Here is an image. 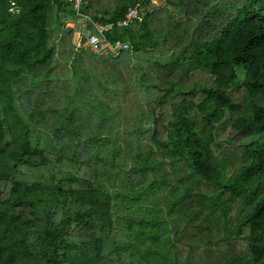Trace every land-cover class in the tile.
I'll use <instances>...</instances> for the list:
<instances>
[{
	"label": "trees",
	"instance_id": "16d2710c",
	"mask_svg": "<svg viewBox=\"0 0 264 264\" xmlns=\"http://www.w3.org/2000/svg\"><path fill=\"white\" fill-rule=\"evenodd\" d=\"M158 1L0 0V264H264V0Z\"/></svg>",
	"mask_w": 264,
	"mask_h": 264
},
{
	"label": "built area",
	"instance_id": "2783aa9c",
	"mask_svg": "<svg viewBox=\"0 0 264 264\" xmlns=\"http://www.w3.org/2000/svg\"><path fill=\"white\" fill-rule=\"evenodd\" d=\"M92 0H68V3L77 12L75 18L70 23L73 27L74 46L78 51L90 49L99 55L113 54L118 57L121 53L130 50L129 41L118 39L113 42L109 39L110 35L117 29H125L141 20V5L131 7L126 17L118 23L104 24L93 21L90 17L82 13L83 7L88 6Z\"/></svg>",
	"mask_w": 264,
	"mask_h": 264
},
{
	"label": "rangeland",
	"instance_id": "374dc122",
	"mask_svg": "<svg viewBox=\"0 0 264 264\" xmlns=\"http://www.w3.org/2000/svg\"><path fill=\"white\" fill-rule=\"evenodd\" d=\"M155 2L157 3H159L158 5H163L164 4V2H159L158 0H155ZM72 20V19H71ZM70 23H71V21L69 20L68 22H67V24H65V26H67V27H70L71 25H70ZM73 41H74V37H73ZM76 52V51H75ZM79 54H81V52L79 51V52H76V55H79ZM75 55V56H76ZM71 66H73V65H77L78 63L77 62H75V61H71ZM239 76L242 78L243 77V72H239Z\"/></svg>",
	"mask_w": 264,
	"mask_h": 264
}]
</instances>
